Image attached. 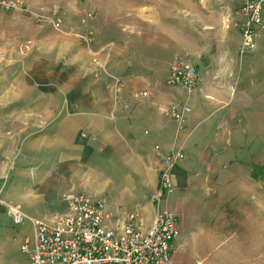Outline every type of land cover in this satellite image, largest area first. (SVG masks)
<instances>
[{"label":"crops","instance_id":"0c3cea01","mask_svg":"<svg viewBox=\"0 0 264 264\" xmlns=\"http://www.w3.org/2000/svg\"><path fill=\"white\" fill-rule=\"evenodd\" d=\"M242 1L25 0L29 15L61 12L57 30L0 10V264H29L20 244L33 238L3 202L49 221L67 210L64 194L83 190L112 215L136 211L148 226L155 145L185 155L162 202L178 217L176 250L196 240L200 219L236 220L243 189L227 184L258 161L264 129V27L256 48L240 54ZM183 51L200 76L189 95L165 82ZM172 101L190 108L182 124L166 113Z\"/></svg>","mask_w":264,"mask_h":264},{"label":"built area","instance_id":"2783aa9c","mask_svg":"<svg viewBox=\"0 0 264 264\" xmlns=\"http://www.w3.org/2000/svg\"><path fill=\"white\" fill-rule=\"evenodd\" d=\"M263 8L264 0H244L238 9V14L243 17L240 54L256 48L258 31L264 27ZM21 9V0H0V10ZM36 17L38 19V14ZM39 17L55 29L61 28L58 21ZM85 37L91 38L89 34ZM199 81V73L188 52L177 55L170 62L166 78L168 85L180 87L190 94ZM123 86L120 79L115 80L116 92ZM142 94L146 95V92ZM189 110L188 105L172 104L168 115L176 124H181ZM154 149L162 165L152 194L155 210L148 226L136 211L112 215L107 211L104 198L93 199L83 190L64 194L67 210L53 215L49 221L3 202L14 224L27 221L32 227V241L24 238L20 244L29 264H170L180 237V227L176 214L164 208L162 202L173 191L172 170L185 159V155L181 149L170 153L161 152L159 145Z\"/></svg>","mask_w":264,"mask_h":264},{"label":"rangeland","instance_id":"374dc122","mask_svg":"<svg viewBox=\"0 0 264 264\" xmlns=\"http://www.w3.org/2000/svg\"><path fill=\"white\" fill-rule=\"evenodd\" d=\"M139 1L140 0H130V3L132 5H139L140 3ZM21 2H22V9L11 12H17V11L22 12L26 16L25 18L26 20L25 23L27 24L26 27L30 28V26L33 27L34 25L36 26L42 24V25H49L51 26L52 29H55L49 22L48 24L42 22L39 16H45L49 18V20L59 22L58 19H60L62 16L61 12L58 11L56 12V10L54 9H52L51 11H49L50 9L47 10L43 9L46 13L38 14V19H37L36 17L37 13L36 14L30 13L31 15L30 16L28 12L25 11V4H26L25 0H21ZM186 2L187 0H179L180 7L185 6ZM243 3L244 0L242 1V4ZM242 4L240 6H242ZM86 15L89 16L90 12H87ZM59 23L61 26V22ZM18 52L20 56L23 53H25V52H21L20 50H18ZM183 52L176 54L174 58ZM169 65L167 68V74L169 71ZM167 74H166V78H167ZM178 88L180 87H177V89ZM144 91L146 92V95H143L142 94L143 91H142L140 93L141 97L138 98L140 101L144 97L146 98L149 95V92L147 90ZM172 104L187 105L186 103L172 101L169 104L168 108L166 109L167 114L169 113V107ZM121 106L123 105L121 104ZM185 116L183 121L185 120ZM183 121L181 122V124L183 123ZM260 127H261V122H260ZM254 134L255 132H253V135ZM257 137H258L257 140L260 144V149H259L260 154L257 158L258 161H256L251 165L248 162L243 163V168L246 169L248 168L250 172L245 170V171H241L240 174L239 170L237 171L233 170L232 173L237 176V179L235 180L234 183L230 184V182L228 181L227 184V186H237V187L241 186L243 189L242 192L243 203H242L241 213H237L236 220L235 221L232 220L233 221L232 223L225 222L224 219H218V220L200 219L199 220L200 224L194 227V231H193V234L196 236L195 237L196 240L190 242L187 241L186 243V241L182 239V242H180L182 246L177 248L173 257V258L175 257L178 258L177 259L178 261L175 264H264V147H262L263 143L261 141V140L264 141V129L260 128ZM254 139L255 138H253V140ZM159 164H160L159 167L160 169L162 165V160L160 158H159ZM70 192L73 191H68V194ZM12 205L20 209L19 206L15 204ZM6 211H7V207H6ZM232 213L234 214L233 211ZM224 223H228V224L230 223L229 224L230 226L224 225ZM181 236L183 237L184 235L181 234ZM204 239L207 240L204 241ZM210 239H216V240L218 239V242L208 241Z\"/></svg>","mask_w":264,"mask_h":264}]
</instances>
